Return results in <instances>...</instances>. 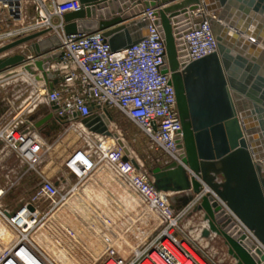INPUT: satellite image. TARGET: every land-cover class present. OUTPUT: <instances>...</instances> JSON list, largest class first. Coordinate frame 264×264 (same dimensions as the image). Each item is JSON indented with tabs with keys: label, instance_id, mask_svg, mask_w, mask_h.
<instances>
[{
	"label": "built area",
	"instance_id": "obj_1",
	"mask_svg": "<svg viewBox=\"0 0 264 264\" xmlns=\"http://www.w3.org/2000/svg\"><path fill=\"white\" fill-rule=\"evenodd\" d=\"M80 7L79 0H0V22L6 26L0 29V46L40 30L61 28V42L50 51V54L59 55L46 68L54 77L45 78L36 66L35 69L33 67V73L26 71L23 65L19 66L32 78L28 80V85L34 90V97L28 98L32 97L28 110H34L42 102L50 104V117L54 121L61 123L65 130L79 129L87 138L86 146L76 147L66 157L64 176L55 182L41 175L33 195L22 203L25 205L15 214L28 212L35 223L40 209L50 212L66 203L80 188V182L88 181L98 168L106 166L156 214L158 224L145 238L137 236L135 247L126 255L113 239L107 238L110 242L106 241L104 253L96 264H222L223 257L215 259L217 251L204 242V221L190 227V220L188 226L182 222L186 215L193 213L203 191L188 205L175 208L170 202L172 192L154 186L151 169L145 166L133 149L126 154L118 138L112 139L108 135L92 132L81 123L83 118L98 115L109 120L110 130L114 132L111 128L114 122L111 110L117 109L134 121L152 145L167 156H162L166 157L165 162L162 157H156V162L161 161L163 165L177 161L186 167L189 176L195 175L182 162V148L178 146L182 141V124L175 88L170 83L171 73L163 71L167 63L166 47L162 30L155 23L156 8L148 7L138 15L149 20L147 35L128 48L112 52L101 31L64 33L61 25L63 14ZM188 14V18L182 21L186 27L176 37L179 40L177 47L181 65L208 55L218 47L208 20L210 13L197 8L188 11ZM55 17H59V25L54 23ZM197 17H203L204 20L196 24L193 20ZM22 45H28L27 51L30 52L26 62L33 63L35 59L42 58L30 49V43ZM55 78L57 82L49 89V83ZM54 105L58 106L57 112L53 109ZM26 120L13 118L1 126L0 140L30 170L37 171L51 143H47L41 133L30 127ZM118 136L121 137L119 132ZM125 155L127 160L124 159ZM196 178L201 181L198 176ZM4 194L5 189L0 188V214L14 222L16 215H12L1 203ZM28 204H32L35 210L31 212ZM21 249L31 255L35 264H50L48 258L29 239L23 237L17 238L0 255V264H27L22 258Z\"/></svg>",
	"mask_w": 264,
	"mask_h": 264
},
{
	"label": "water",
	"instance_id": "obj_2",
	"mask_svg": "<svg viewBox=\"0 0 264 264\" xmlns=\"http://www.w3.org/2000/svg\"><path fill=\"white\" fill-rule=\"evenodd\" d=\"M79 1L80 9L62 16L64 33L101 31L112 52L130 47L148 33V19L138 16L125 20L148 7L156 8L155 23L162 30L166 47L163 71L171 73L182 124L178 145L182 162L201 181L189 176L183 164L171 161L151 169L153 184L163 191L188 192L185 204L207 189L194 207L203 212L206 222L202 236L214 233L223 238L235 264H264V48L256 44L263 40L264 0ZM197 8L210 13L208 20L218 47L181 65L176 37L186 27L182 21L188 18V11ZM203 20L197 17L193 22ZM49 32L40 30L0 46V72L23 65L33 73L36 66L45 78L54 77L46 68L59 55L50 54L59 42L42 39ZM24 43H30V49L42 58L33 63L26 62L25 54L1 58ZM56 82L53 79L49 89ZM53 109L57 112L58 106ZM81 123L92 132L118 138L125 153L129 152L118 133L110 130L109 120L92 115ZM27 207L35 210L32 204Z\"/></svg>",
	"mask_w": 264,
	"mask_h": 264
},
{
	"label": "rangeland",
	"instance_id": "obj_3",
	"mask_svg": "<svg viewBox=\"0 0 264 264\" xmlns=\"http://www.w3.org/2000/svg\"><path fill=\"white\" fill-rule=\"evenodd\" d=\"M54 23L59 25V17H55ZM4 27L6 26L3 25V22H0V29H4ZM61 33L62 30L60 27L54 28L48 34L44 35L42 39L49 37L52 38L54 42H61ZM14 54H21L18 52L16 47L11 51H8L7 54H2L1 58ZM17 66L18 65L2 70L0 74H13V70H15ZM13 79L3 81L6 84L10 81V85H7L6 88H19L18 86L20 84H25L19 79L16 81H13ZM3 82L0 81V85ZM29 88H31L30 85L28 86V89ZM111 113L113 121L116 124V126L112 127L114 129L115 127L117 128L121 137L124 139L123 141H125L126 146H128L131 150L133 149L136 155L144 161L145 166L149 169L159 165L161 161L156 162L155 158L159 156H166L164 152L152 145L148 136L134 121L124 116L117 109H112ZM104 143L105 142H102V144ZM55 144L46 152L51 155L50 159L46 162L43 161L40 164V169H43L46 174H55L56 170H61L66 154L75 147L86 146L87 138H85L79 129L69 128L64 131ZM98 169L103 171V174L102 177H100L102 181H98L96 183V185H100V187L94 189V197L90 198V195L82 189L83 187L91 189L89 183L92 182L91 176L88 181L80 182V188L74 193V197L64 203L74 204V206L70 207L71 210L69 216H65L63 219H59V221L56 220L58 223H51L52 226L48 223V221L51 222V216L54 211L62 205L60 204L59 207L50 212H45V210L41 209V211H44L45 213L42 214L43 218L38 219L39 223L37 224V227L46 222V234L48 235V238L50 237L52 240L50 243H53L52 245L57 243L60 248L68 249L74 255L77 254L79 262L74 261L76 256L56 257L50 250L43 248L42 244L34 239L33 233H35L37 228L29 231L31 234L27 236V239H29L37 249H40L44 255L46 254L47 257L51 256L53 264H96L104 253V249L100 251V253L99 251H96L98 243L105 246L107 238H111L113 240L116 238H125L129 242L136 243L138 241L137 236H142L144 232H147V234L150 235L158 224L156 214L151 212L145 204L141 202L137 194L129 190L126 185L119 181L106 166H102ZM29 171L31 172V175H28L26 179L14 175L11 176L9 180L7 179L5 184L8 187L7 192L1 199L2 204H21L33 195L35 187L40 182L41 177L34 170ZM105 175H107V177H105ZM102 182L104 183L102 184ZM0 183H4L3 180H0ZM73 183H75V181H73ZM106 192H108L107 195L105 194ZM110 196L112 199H109ZM97 197L99 199L101 198L103 203H98ZM129 197L134 200V203L129 202ZM195 197L196 195L184 206L191 203ZM106 198H108V202L106 201ZM44 216L47 217L45 218ZM185 217L182 221L185 226L189 220L190 225H187L188 227L192 226V224L197 221L195 218L193 219L191 215L186 218ZM22 235L23 234L19 228L14 227L0 214V253L5 251L16 238L22 237ZM47 239L45 238V241H47ZM129 245L130 244L127 243V246ZM133 247H135V245L129 246L127 252L129 253ZM219 248L220 247H218L215 259L222 258L221 250ZM214 250L216 251V249ZM222 262V264H229L227 263L228 261L225 260H222Z\"/></svg>",
	"mask_w": 264,
	"mask_h": 264
},
{
	"label": "crops",
	"instance_id": "obj_4",
	"mask_svg": "<svg viewBox=\"0 0 264 264\" xmlns=\"http://www.w3.org/2000/svg\"><path fill=\"white\" fill-rule=\"evenodd\" d=\"M138 15L139 14L132 16L131 18H128L127 20H125V22H127L133 18H137ZM0 18H1V16H0ZM254 27L256 28L255 24H253V28ZM1 29H3V28H1ZM262 30H264L263 27H262ZM262 37H263V40L260 42H257L256 44H257V46L264 48V34ZM16 48L18 49L19 53L26 54V56H27V54L29 52V51H27L28 45H21V46H18ZM11 50H9V51H11ZM7 53H8V51L5 52V54H7ZM11 53H13V52H11ZM19 66H21V65H19ZM19 66L16 67V69H15L16 71H14L13 74H0V81L1 82H3L4 80H10V79L14 78L13 81H16L17 79H19L25 83V84H20L18 86L19 88H14V89L6 88L7 85H10L9 84L10 81L8 82V84L3 82L0 85V127L7 124L13 118H19L20 117L21 119H24V120L27 119L29 121L28 125L30 127H33L35 130L39 131L41 133V135L44 137V139L46 140V142L51 143V146H53L55 144V142H57L58 138L64 133V131H66L65 127L63 125H61V123L54 121V119H52L50 117L51 112H52L51 111L52 107L50 104L42 102V103H39L34 110H32V111L28 110L29 109L28 103L32 97H30L29 100H28V98H29V96L34 97V95L32 94V92L34 90H32V88L28 89V86H29L28 80H30L31 75L28 74L27 72H24L23 70H21V67H19ZM34 69H35V67H34ZM31 80H32V78H31ZM29 90H31V91H29ZM55 146H56V144H55ZM75 148L71 149L66 154V157ZM50 157H51L50 154L45 153V155L43 157V161H45V162L48 161L50 159ZM66 157H65V159H66ZM65 159H64V161H65ZM165 160H166V157L163 158V162H165ZM29 170H30L29 167L22 160H20L13 151L5 148L3 142L0 140V180H3V182H4V183H0V188H4L5 193H6L8 186L5 183H6L7 179L9 180L10 177L13 175L14 176H20V178L23 177L26 179L28 177V175H31V172ZM35 172L40 177H41V175H43L47 178L53 179L55 182H57L59 180V178H62L64 176L63 175V167L61 170H56L55 174H46L43 169L42 170L40 169V166L37 168V171H35ZM102 174H103V171H101L100 169L95 171L94 174L92 175V182H89L91 189H87L86 187L82 188V189H84V192H86L90 195V198L94 197L93 196L94 189H96L97 187H100V185H96V183L98 181H100V182L102 181L100 178V177H102ZM105 177H107V175H105ZM103 183L104 182H102V184ZM187 193L188 192H186V191L185 192H172L171 197H170L171 204L177 209L183 207L185 205L184 202H185V198L187 196ZM98 194H101V193H98ZM105 194L107 195L108 192H106ZM125 196H128V195H125ZM73 197L74 196H72L71 198H73ZM130 197H129V202L134 203V200L132 198L130 199ZM110 198H111V196L109 197V199ZM100 199L97 197V200H98L97 202L103 203L102 199L101 200ZM107 199L108 198H106V201H107ZM69 202H71V201H69ZM111 204H114V203H111ZM2 205L5 208L9 209L10 213L12 214L13 212L19 211L25 204L21 203V204H15V205H12V204H5V205L2 204ZM79 205H81V204H79ZM72 206H74V204H62L60 207L58 206L59 208H57V210H55L53 215L51 216V218H52L51 222L48 221V223L54 224L55 222L59 221V219H63L65 216H69V213L71 210L70 207H72ZM192 211H193V213L190 215L192 216L193 219L195 218L197 220L195 222V224L202 223L203 212L202 211H195L194 209ZM44 213L45 212L41 211V209H40L37 212L38 219L43 218L42 214H44ZM44 217L46 218L47 216H44ZM26 218H28V217H26ZM28 219H30V218H28ZM38 223L39 222H37L35 224L34 228H37V230L35 231V233H33V237L40 244H42L43 248L50 250L52 252V254L55 255L56 257L76 256L74 261L79 262V260L77 259V254L74 255L68 249L60 248L57 243L52 245L53 243L52 244L50 243L52 241L51 238L50 237L48 238V235L46 234V232H47V229L45 227L46 222L42 223L41 225H39L37 227ZM51 226H52V224H51ZM45 238L46 239L48 238L49 240L47 239V241H45ZM121 239H123V238L114 239L115 244L118 241H120ZM47 242H48V244H47ZM108 242H110V241H108ZM204 242H205V244L207 243V245H209L210 248L216 249V251H218V247H220L219 249L221 250V254H222L223 259L225 261H228L227 263H229V264H234L235 261L227 254V246L225 245L223 238L213 235L211 237L204 238ZM60 246H62V245H60ZM104 248H105L104 245L102 246V244L98 243L96 251H99V253H100V251H102ZM39 251H41V250L39 249ZM98 254H96V255H98ZM45 256H46V254H45ZM48 258H51V256H49Z\"/></svg>",
	"mask_w": 264,
	"mask_h": 264
},
{
	"label": "bare ground",
	"instance_id": "obj_5",
	"mask_svg": "<svg viewBox=\"0 0 264 264\" xmlns=\"http://www.w3.org/2000/svg\"><path fill=\"white\" fill-rule=\"evenodd\" d=\"M112 126H116L115 124H114V122L111 124V128H112V130L114 131V132H119L118 130H117V128L115 127V129L112 127ZM82 127V126H81ZM72 129V128H71ZM68 134V133H67ZM79 136V135H78ZM122 140H124L122 137H120ZM124 143H125V141H123ZM125 145H126V143H125ZM58 146V145H57ZM128 147V146H127ZM128 149L129 150H131L129 147H128ZM208 190L207 189H204L203 190V193H206ZM21 211V210H20ZM227 213L229 214V216H232V214L230 213V211L228 212L227 211ZM28 212L27 213H19V214H16V218H15V221L13 222V220H10V221H8L7 219V221L9 222V223H11L14 227H17V228H19V230L21 231V233L24 235H22V237L23 238H28L27 236H29V234L31 233V232H29L30 230L32 231L33 229H34V227H35V224L37 223V222H39L38 220L34 223V221H33V217H29L28 216ZM37 215H34V217H36ZM26 217H28V218H30V219H28V218H26ZM233 217V216H232ZM236 220V219H235ZM205 223V226H206V222H204ZM153 225V224H152ZM151 227V226H150ZM147 230V229H146ZM145 234V235H144ZM144 234L142 235V236H138V237H143V238H145L146 236H147V232H144ZM19 238V237H18ZM17 239V238H16ZM15 239V240H16ZM13 243H14V241H13ZM12 243V244H13ZM127 243L128 244H130L129 246H133V245H136V243L134 242V243H132V242H129V241H127V239H121L120 241H118L117 243H116V246L117 247H119V249L120 250H122V252H123V254L124 255H126L128 252H127V250L129 249V246H127ZM11 244V245H12ZM11 245H9L7 248H9ZM134 248V247H133ZM39 250V249H38ZM4 252V251H3ZM3 252H1L0 253V255L1 254H3ZM41 252V251H40ZM42 253V252H41ZM43 254V253H42ZM21 255H22V258H23V260L27 263V264H35L34 263V261H33V258H31V255H29V254H27L26 252H25V250L24 249H21ZM48 258V257H47ZM48 260H49V263L50 264H53V261H52V259L51 258H48ZM111 264H113L112 262H111Z\"/></svg>",
	"mask_w": 264,
	"mask_h": 264
}]
</instances>
